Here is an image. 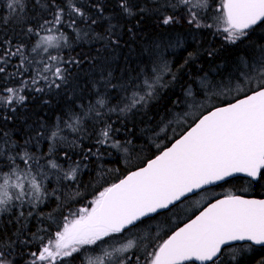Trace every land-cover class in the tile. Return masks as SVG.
<instances>
[{"label": "snow or ice", "instance_id": "obj_1", "mask_svg": "<svg viewBox=\"0 0 264 264\" xmlns=\"http://www.w3.org/2000/svg\"><path fill=\"white\" fill-rule=\"evenodd\" d=\"M66 3L70 15L90 19L92 25L97 23L85 17L75 0H66ZM150 3L154 7L146 2L139 7L137 14L152 13L158 26L169 27L184 20L191 28L214 30L213 34L220 37L222 46H238L247 41L246 48L232 62L227 76L217 72L221 76L219 82L209 79L208 73L203 77L197 75L209 102L213 99L223 102L219 106L211 103L202 106L200 114L191 121H178L186 124L187 130L178 138L175 134L171 138L165 137L170 146L155 145L158 154L142 167L129 171L118 182L104 187L87 205L61 213L62 221L56 222L55 231L41 229L47 233V239L34 234L38 247L29 254L27 264H74L77 259L81 264H194L196 261L226 264L222 259L226 249H231L228 261L231 264L251 244L264 245V199H246L232 194L209 201L198 215L193 213L195 218H189L187 222L181 220L182 226H176L174 231L169 228L171 234L165 232L166 239L161 240L160 230L156 234L151 232L156 217L171 211L189 194L204 191L206 186L226 181L234 174L243 173L252 179L264 175V43L249 39L255 27L264 24V0H219L210 24L203 23V19L208 18L206 13L212 10L209 0H150ZM3 6L7 15L0 20L5 25L14 20L25 35L39 36L31 49L33 53L41 47L48 53L49 49L59 50L67 46L68 38L60 31L65 25V8L57 0H48L41 5L43 10L51 12V18L36 26L26 15V0H3ZM92 7L103 15L104 7L100 0ZM119 7L125 14L133 15L129 0H119ZM181 7L184 16L177 14L176 10ZM168 10H171L170 14H165ZM25 24L28 25L26 28L23 27ZM76 25V19L67 22L68 28L75 30ZM41 32L60 34L40 35ZM112 43L118 44V41L113 40ZM161 46L160 43L155 44L157 54L151 60V67L145 65L120 85V92L124 95L112 107H108L103 96L90 103L82 115L70 106L64 113L68 120H58L55 130L48 136L49 153L58 142H68L61 136V123L77 132L82 131L86 119L94 122V129L96 125H102L96 131L97 145H110L127 153L128 149H122L121 142L114 139L119 129L114 127L115 122L110 121L108 114L135 115L146 110L153 101L159 102L165 89L179 83L181 75H188L184 69L196 55L189 53L184 63L173 70L171 62L159 52ZM215 52L209 51L208 56H214ZM25 53L24 43L13 45L11 39H0V65H7L12 57H19L18 71H27L26 65L35 61ZM72 63L79 61L64 60L60 54L48 55L29 81L21 83L19 88H4L0 103L14 112V105L22 104L27 98L20 94L26 87L40 94L69 87L71 75L67 65ZM5 71L6 68L0 66V74ZM203 71V68L198 69V72ZM233 79L237 81L235 88L225 85V80L231 84ZM103 83L107 93L111 82L105 79ZM184 94L186 97L193 95L190 82L184 88ZM226 97L231 99H224ZM43 102L48 103L47 100ZM172 103L177 105L180 101ZM79 107L83 108V105ZM159 123L165 125L160 129L165 132L172 122L165 124L162 118ZM46 130L41 128L36 139H43ZM7 140V133H0V210L7 211L14 202L20 208L27 204L35 210L38 204L51 196L61 200L62 197L57 195L63 187L61 181L76 183L81 171L80 162H72L64 169L56 159H47V153L35 155L29 151L32 137L23 144L13 142L12 148L5 152L3 145ZM70 143L76 147L75 141ZM127 143L131 145L132 141ZM89 154H92L90 150ZM62 156L65 160L71 159L68 151H64ZM52 175H55L59 186L48 192L45 181ZM76 194L82 195L78 190ZM58 207L66 209L70 206L61 203ZM20 215L23 217V211ZM28 215L31 216L32 211ZM141 228L142 232L139 231ZM117 242L119 246H116ZM231 242L245 243L233 245ZM0 264H7L3 252H0ZM259 264H264V261Z\"/></svg>", "mask_w": 264, "mask_h": 264}, {"label": "trees", "instance_id": "obj_2", "mask_svg": "<svg viewBox=\"0 0 264 264\" xmlns=\"http://www.w3.org/2000/svg\"><path fill=\"white\" fill-rule=\"evenodd\" d=\"M47 2L48 0H39V3L37 0H26V15L33 26L51 18V12L41 7ZM96 2L97 0H75L85 17L97 21L95 25H92L90 19L70 15L66 0H57V3L65 8V25L60 28V31L65 33L68 44L59 50L51 49L48 53L31 51L39 36L25 35L21 26L14 20L6 25L0 20V39H11L13 45L24 43L25 54L30 60L35 61L26 65L27 71L23 69L18 71L19 57H12L7 65H0L6 68L5 73L0 74V94H3V89L6 87L19 88L21 83L29 81L48 55L60 54L64 60L79 61V63L67 65L71 75L69 87L53 89L52 92L44 94L36 93L34 89L26 87L20 94L27 98L22 104L14 105L16 109L14 112L11 108L5 109L0 103V133H7L8 136L7 143L3 145L5 152L12 148L13 142L23 144L25 140L32 137L29 151L35 155L47 153V159H56L64 169H67L72 162H80L81 169L76 183L60 182L63 185L57 193L62 197L60 201L56 199V196H51L38 204L35 210L31 205L25 204L23 208H20L13 203L7 211H0V252L4 253L6 262H10V259L14 257L16 259L14 264H27L30 259L29 254L36 251L38 247L34 234L45 236L46 233L41 231L44 228H48L49 231L56 230V222L62 221L61 213L66 214L69 210L87 205L104 187L115 183L133 169V166L151 156L155 150L152 151V147L158 141V138L155 140L156 134L161 127L165 126L159 122L163 118L167 124L174 115L182 113L178 107L184 99V88L189 82L192 87L195 85L197 75H202L198 69L203 68V73L214 69L227 76V73L231 71L232 62L247 45L245 41L238 46H222L220 37L214 35L212 30L191 28L184 20L169 27L158 26L157 18L152 13L137 14L139 7L144 6L146 2L154 7L150 0H129L133 15H127L121 10L119 0H100L104 7L101 16L92 7ZM218 2L219 0H209L212 10L206 13L208 18L203 19V23L208 24L210 15L215 11L214 7L216 8ZM176 11L179 16L185 15L183 7ZM170 12L171 10H168L165 14ZM6 15L7 9L3 6V0H0V18ZM71 19L77 20L75 30L67 27V22ZM27 26L25 24L23 27ZM46 34L59 36L60 32L40 33V35ZM249 39L264 43V24L255 27ZM113 40H117L118 44L112 43ZM177 42L179 46H176ZM63 43L61 41V44ZM156 43L162 45L159 52L163 54L164 59L171 62L173 70L184 63L189 53L196 55L184 69V73L188 75H181L179 83L165 89L159 102L153 101L146 110L135 115L128 114L122 117L119 113L108 114L110 121L115 122L114 127L119 129L114 139L119 140L122 149L127 148L128 152L118 151L110 145H97L96 131L102 125H96L94 129V122L86 119L82 131L77 132H73L61 123V136L66 137L68 142H58L53 152L49 153L48 136L55 130L58 120H68V116L64 115L68 108L72 106L77 114L82 115L88 105L95 103L101 96L108 101V107L115 105L119 97L124 95L120 92V85L145 65L151 67V60L157 54ZM169 44L173 46L170 47ZM211 50L216 52L214 56L209 57L208 52ZM218 78L221 76L218 75ZM105 79L111 82L107 87V93L103 83ZM111 85L116 87L112 88ZM45 100L48 103L45 104L43 102ZM174 100H179L180 103L173 105ZM80 105H83V108H80ZM41 128L47 130L43 133L44 138L37 140L36 134L41 131ZM128 140L132 141L131 145L127 143ZM71 141L76 142V147L71 146ZM14 150L19 151V149ZM89 150L92 154H89ZM64 151L69 152L70 160L63 158ZM86 155L87 159H85ZM136 161L139 162L136 163ZM44 163L46 164V161ZM45 186L48 192H52L59 186L55 175L45 181ZM261 187H264V175L256 183L255 189L259 190ZM77 190L82 195H77ZM210 190L217 191L216 188H210ZM61 203H66L70 207L61 209L58 207ZM21 211L24 213L23 217L20 215ZM29 211H32L31 216L28 215ZM49 225L52 227L49 228ZM262 258L264 259V248H259L231 264H256Z\"/></svg>", "mask_w": 264, "mask_h": 264}, {"label": "flooded vegetation", "instance_id": "obj_3", "mask_svg": "<svg viewBox=\"0 0 264 264\" xmlns=\"http://www.w3.org/2000/svg\"><path fill=\"white\" fill-rule=\"evenodd\" d=\"M187 129V128H186ZM185 129V130H186ZM183 130V131H185ZM182 131V132H183ZM182 132H180V134H182ZM179 136V134L176 136V138ZM164 144H168L169 145V141H165ZM154 150V148L152 149V151ZM162 150V148H161ZM158 154V151L155 152L145 158L143 161H141L139 163V166L143 165L148 159H151L154 157V155ZM134 167L133 169L137 168ZM262 176V175H261ZM261 176H259L255 181L247 178V177H240V176H236V177H232L230 179H227L226 181L211 187L212 188H216V192L213 190V194L209 197H203L201 196L202 194H204L203 192L207 191L206 189L204 191H200L195 193L192 196L187 197V199H183L181 202H179L175 208L171 209V211H168L166 213H164L161 216L156 217L159 219H164L165 222V227L160 229V232H162V234H160L161 236V240L162 239H166L167 236L164 234L165 232H168V234H171L170 231H168L169 228H171L172 231L175 230L176 226H182V224L180 223V221L182 220L183 222H187V220L189 218H194L193 213H195L196 215L199 214V211L203 210V207L207 206V203L209 201L213 202L214 199H219V198H223L224 195L226 194H232V195H238V196H242V197H247V198H257V199H264V187H261L259 190L255 189L256 183L259 182V180L261 179ZM210 189V188H208ZM198 196H201V203L197 204L196 206L191 205V201L195 198H197ZM204 200V201H203ZM180 205H183V207L180 208ZM194 206V207H192ZM192 207V208H190ZM143 228H141L140 230H142ZM151 232L154 234V227L151 225ZM159 232V233H160ZM122 242V241H121ZM119 243V242H117ZM244 244V243H241ZM236 245V244H233ZM259 248H264V246H254L251 244V246L248 249V252L251 253L252 251H255L256 249ZM246 249V250H247ZM231 249H226L225 250V256L222 257V259H224L225 261L227 260L226 258V254L230 253ZM194 264H197L194 262ZM206 264H209L206 263ZM217 264H219V262H217Z\"/></svg>", "mask_w": 264, "mask_h": 264}, {"label": "rangeland", "instance_id": "obj_4", "mask_svg": "<svg viewBox=\"0 0 264 264\" xmlns=\"http://www.w3.org/2000/svg\"><path fill=\"white\" fill-rule=\"evenodd\" d=\"M214 9H215V7H214ZM214 15H215V11L211 13L210 20H208V24L212 23V17ZM210 30H212V29H210ZM212 31H214V30H212ZM46 35H48V34H46ZM37 50H38L39 53H43L44 52L43 51V47H41L40 49H37ZM49 50H51V49H49ZM217 72H219V71H215L214 69H210V72H208L209 79H214L216 82H219L221 80V78H218ZM205 73H207V72H205ZM205 73L202 72L201 73L202 75L200 77H203ZM194 82H195L194 83L195 85L192 87L193 95L191 97H186L185 94H184L183 102L178 107L182 111V113L180 115H176V116L174 115L172 120H170L172 122L171 125L168 126L165 129V132H161L159 130V132H158L159 135L156 134V137H155V140H157L156 138H158V141H156L154 143L155 145H157V144L164 145L165 141L168 140L165 137L171 138L174 134L177 136L178 134H180V132H182L183 130H185L187 128L186 124L178 123V121H182V120H185V119L188 120V121H191V120L195 119V117L197 115L200 114V112L202 111V106L209 105L210 103L211 104H216L218 106L220 103L223 102L222 100H218V99H213V100H211V102H209L208 97H207L205 91L201 88V85L199 84L198 80L196 79ZM224 83L228 87L235 88L236 84H237V81L235 79H233L231 81V84H228V81L225 80ZM224 99H229L230 100L231 97H226ZM209 110H210V106H209ZM185 113H187V116H185ZM155 145H153L152 149L154 148L155 150H157ZM138 162L139 161H136V163H138ZM138 165L139 164H137L136 166H133V167H137ZM206 190L207 191L203 192L204 194H202L201 196L209 197V196H211L213 194L212 190H210V189H206ZM201 196H198L197 198L193 199L190 204L194 205V206H196L197 204H200L202 202L201 201V199H202ZM194 206H192V207H194ZM181 207H183V205H180V208ZM192 207H190V208H192ZM152 226L154 227V234H156L158 230H160L161 228L165 227L166 225H165L164 219L157 218V219H155L153 221ZM139 231H141V230H139ZM142 231H143V229H142ZM159 234H162V232H160ZM43 237L45 239H47L48 238L47 233ZM36 241L38 242V240H36ZM37 246H38V244H37ZM116 246H119V243H117ZM98 251L99 250H97V252ZM248 254H249L248 249L244 250V251H242L241 255L237 257V259L241 258L242 256H246ZM226 258H227V260L230 259V253L226 254ZM12 259H14V261H12ZM12 259H10V262H7V264H14L13 262H16L15 261L16 259L14 257H12ZM261 261H264V259L262 258ZM74 264H81L80 259H77L74 262ZM256 264H259V263H256Z\"/></svg>", "mask_w": 264, "mask_h": 264}, {"label": "water", "instance_id": "obj_5", "mask_svg": "<svg viewBox=\"0 0 264 264\" xmlns=\"http://www.w3.org/2000/svg\"><path fill=\"white\" fill-rule=\"evenodd\" d=\"M187 130V129H186ZM169 146H170V144H169ZM142 167V166H141ZM134 170H136V168L135 169H133V170H131V171H134ZM128 174V173H127ZM127 174H125V175H127ZM124 175V176H125ZM123 176V177H124ZM236 176H240V177H247L245 174H243V173H238V174H234V176L233 177H236ZM122 177V178H123ZM122 178H120V179H122ZM232 178V177H231ZM247 178H249V179H251V180H253V181H255L256 179H252V178H250V177H247ZM227 179H230V178H227ZM226 179V180H227ZM116 182H118V181H116ZM115 182V183H116ZM222 182H224V181H220V182H217L216 184H214V185H209V186H206V188H209V187H212V186H215V185H218V184H220V183H222ZM205 188V189H206ZM201 190H197L195 193H197V192H200ZM194 193V194H195ZM194 194H189L188 195V197L189 196H192V195H194ZM244 198H246V199H257V198H247V197H244ZM219 199H221V198H219ZM214 202V201H213ZM195 218V217H194ZM232 244H241V243H245V242H231ZM248 243H250V242H248ZM252 245H254V246H264V245H256V244H252ZM195 263H197V264H206V263H208V262H199V261H196Z\"/></svg>", "mask_w": 264, "mask_h": 264}, {"label": "bare ground", "instance_id": "obj_6", "mask_svg": "<svg viewBox=\"0 0 264 264\" xmlns=\"http://www.w3.org/2000/svg\"><path fill=\"white\" fill-rule=\"evenodd\" d=\"M218 106H219V105H218ZM177 138H178V137H177ZM145 163H146V162H145ZM143 165H144V164H143ZM143 165H141V166H143ZM141 166H139V167H141ZM131 170H133V169H131ZM131 170H129V171H131ZM129 171H128V172H129ZM128 172H127V173H128ZM127 173H126V174H127ZM117 181H118V180H117ZM206 189H208V188H206Z\"/></svg>", "mask_w": 264, "mask_h": 264}]
</instances>
